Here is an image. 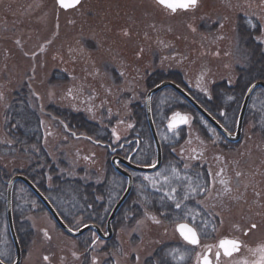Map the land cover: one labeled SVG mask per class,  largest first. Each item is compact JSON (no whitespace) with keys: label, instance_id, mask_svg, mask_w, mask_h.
Instances as JSON below:
<instances>
[{"label":"rangeland","instance_id":"374dc122","mask_svg":"<svg viewBox=\"0 0 264 264\" xmlns=\"http://www.w3.org/2000/svg\"><path fill=\"white\" fill-rule=\"evenodd\" d=\"M241 18L262 25L257 41L264 49V0H199L191 11L175 15L155 0H82L69 11L56 0H0V171L12 178L33 165L31 157L2 149L14 145L5 128L6 112L24 92L59 175L102 184L112 155L121 148L120 134L113 132L109 144L94 143L69 134L46 110L54 106L83 113L101 127L113 131L118 126L119 132L132 121L133 106L145 104L146 79L158 71L182 73L189 90L210 98L217 83L231 86L236 68L250 62L238 39ZM57 73L64 74L63 81L52 82ZM227 144L215 130L211 141L192 130L174 151L185 170L200 165L210 177L208 193L198 203L215 230L197 248L180 238L175 225L144 209L139 218L131 212L119 216L109 243L93 236L97 243L84 256L47 211L34 207L23 221L34 236L22 264H146L164 245L176 247L179 262L187 250L189 264H198L206 246L215 253L223 239L241 240L244 246L221 264H259L264 255L259 251L264 247V138L254 122L246 121L241 143ZM84 224L78 217L73 226ZM252 224L257 227L251 229ZM0 256L8 263L16 257L7 216Z\"/></svg>","mask_w":264,"mask_h":264},{"label":"trees","instance_id":"16d2710c","mask_svg":"<svg viewBox=\"0 0 264 264\" xmlns=\"http://www.w3.org/2000/svg\"><path fill=\"white\" fill-rule=\"evenodd\" d=\"M237 32L240 45L249 51L250 62L245 67L236 68V76L231 86L224 81L217 83L211 97L208 98L190 91L182 73L158 71L150 74L146 79L148 89L154 88L163 81L175 82L188 90L212 116L225 128L231 130L249 87L254 82L264 81V49L257 41L263 33L262 25L256 20L241 18L237 24ZM63 76L64 74L57 73L51 81H63L61 80ZM26 97L24 92L18 93L6 112L5 128L14 141V145L2 147V149L12 154L20 153L32 158L33 165L28 167L23 175L35 184L68 225L74 224L78 217H82L87 223L104 225L111 209L127 187L126 179L119 175L110 164L106 167L105 181L100 185L87 184L81 180H69L60 176L45 150L40 119L30 108ZM132 111L133 117L130 124L126 125L124 130L117 132L118 126H114L113 131L110 128L101 127L91 122L83 113H75L54 106L46 110L50 117L58 120L73 136L84 135L98 143L109 144L113 132L119 133L117 143L121 147L124 146L122 153L127 150L129 155H132L137 150L133 162L137 165H151L156 161V149L146 108L144 104L138 103L133 106ZM175 113L189 114L191 116L189 125L178 130H169L167 124ZM153 117L163 148L162 168L154 174H134L133 193L119 216L131 212L139 218L143 216L145 209L161 217L166 225L176 226L184 222L193 224L191 217L185 216L188 209H193L200 213L195 226L201 233V238L206 240L213 232L212 220L198 202L209 190L210 177L207 168L197 165L191 170H185L174 151L190 138L191 130H198L207 141L212 140L213 130L179 94L171 89L163 91L154 99ZM246 121L254 122L264 138V90L259 89L254 94ZM227 146L230 145L227 144ZM173 169L178 170L181 176L191 177L190 181L172 179L171 185L177 187V199L184 195V185L190 183L196 188L191 198L181 201L180 209L175 208L174 201L164 195L169 190L168 185L164 186L163 191H158L152 186L151 181L144 179L145 176H149L162 183V175L167 174L171 177ZM157 173L162 174L161 177H157ZM10 179L9 174L0 171V232L6 222V196ZM159 186L158 184L157 187ZM34 207L39 208L41 213L46 211L24 184H17L13 195V212L17 234L25 251L31 246L34 234L29 224L23 221L28 214L34 213L32 210ZM203 222H207V227H204ZM176 250L174 245H164L146 261V264H189L191 254L187 253V250H182V254L187 255L179 262Z\"/></svg>","mask_w":264,"mask_h":264},{"label":"water","instance_id":"95a60500","mask_svg":"<svg viewBox=\"0 0 264 264\" xmlns=\"http://www.w3.org/2000/svg\"><path fill=\"white\" fill-rule=\"evenodd\" d=\"M155 1L158 3V0H155ZM81 2H82V0H80V4H81ZM80 4L76 5L75 7H70V8H62L60 6L59 7L66 10V11H69L71 9L77 8ZM159 5L162 6L161 4H159ZM162 7L165 8L166 10L172 12V13H176L178 11H187V10H183V9H177L175 12H173L172 10L167 8L166 6H162ZM168 88H171L174 91H176L178 94H180L212 127H214L230 143H239L243 137L244 122H245L246 114H247L251 99H252L254 93L258 89L264 90V81H258L256 83H254L249 88V90L247 91L245 98H244L242 108H241V112L239 115L237 130H236V133H234V134L228 132L211 114H209L188 92H186L178 84L171 82V81H165V82L159 84L158 86H156L155 88H153L152 90H150L147 94V97H146V110H147V117H148V123L150 126L151 134H152V137H153V140H154V143L156 146V150H157V162L155 164L156 166L155 167L138 166V165H135L131 162V158H129L127 160V159L120 157V156H115L112 159L113 167L115 168V170L120 175H122L123 177H125L128 180V186H127L125 193L123 194L121 199L118 201V203L116 204V206L114 207V209L110 215V218H109L108 224H107V231H108L107 235H104L103 231L96 225H87V226H85L82 229L77 230V231L71 230L63 222V220L61 219V217L59 216V214L57 213L55 208L51 205V203L46 199V197L37 189V187L27 177H25L24 175L14 176L8 185V192H7L8 228H9V232H10V235H11V238H12L15 250H16V260H15L14 264H22V261H23V251H22L21 245L19 243V239H18L16 230H15V224H14V219H13V191H14L15 185L19 182L24 183L36 195V197L39 199V201L47 209L49 214L53 217L56 224L67 235H69L73 238H79L80 236H82L84 233H86L88 231H94L102 239L107 240V241L111 240V238L113 237V223L115 221V218L118 215V213L120 212V210L122 209V207L124 206V204L130 198L132 191H133V188H134V180H133V176L131 174V171L132 172H138V173L151 174V173L157 172L163 164V150H162L161 142H160V139H159L156 127H155V123L153 120L152 101H153V98L158 93H160L163 90L168 89ZM181 115H184V114H181ZM185 116H187V115H185ZM184 125H186V124H178L177 128L182 127ZM176 230H177V228H176ZM177 232H178V230H177ZM178 234H179V232H178ZM242 245L243 244L241 243L240 250L238 252L234 253L232 256L237 255L241 252ZM192 246H194V245H192ZM197 246L198 245H195L194 247H197ZM220 251H221V255H222L223 251L222 250H220ZM225 257H227V256H225ZM210 258H211V256H210ZM227 258H230V257H227ZM0 264H6V263H4L3 261L0 260Z\"/></svg>","mask_w":264,"mask_h":264},{"label":"snow or ice","instance_id":"6c2138e0","mask_svg":"<svg viewBox=\"0 0 264 264\" xmlns=\"http://www.w3.org/2000/svg\"><path fill=\"white\" fill-rule=\"evenodd\" d=\"M57 3L62 8H70L75 7L76 5L80 4V0H57ZM158 3L162 6H166L173 12H175L177 9H183L188 10L190 8H195L197 6L198 0H158ZM190 117L181 115L180 113H175L173 117L171 118V122L169 123L168 127L170 129H176L178 124H187L190 121ZM151 167H155V164H151ZM187 168L188 166L185 165ZM162 174L157 173V177H161ZM239 175V173H237ZM145 180H149L152 183V186L154 188H157L158 191H163L164 186L168 185L169 190L164 193V195L174 201L175 208L180 209L182 207V200H187L191 198L192 194L196 192V188L192 187L191 184H187L183 186L184 189V195H182L179 199L176 197L177 193V187L172 186L171 182L172 179L180 180V181H190L191 177L184 175L181 176L178 170L173 169L172 170V176L170 177L167 174L162 175V183L149 176L144 177ZM221 183H226L224 180H221ZM160 185L157 187V185ZM228 189H226L227 191ZM204 191L206 192L207 189L205 188ZM186 207V205H185ZM186 217H191V220L193 221V224H189L187 222L184 223H178L177 224V230L180 234V236L190 245H199L200 244V235L201 233L197 231V227L195 226V221L198 216H200V213L193 210L188 209V211L185 213ZM155 219V218H153ZM159 223V221H156ZM204 227H207V222H203ZM257 227L256 224L251 225V229H255ZM215 228L213 227V231ZM247 234V233H245ZM207 235V233H205ZM241 247V242L235 239H223L219 242L217 248L218 250L215 252V264H219L221 251H223V255L227 257H231L234 253L238 252ZM259 251L261 253H264V247L260 248ZM212 254V246H206V252L205 254L199 258L198 264H214L213 259L210 258ZM47 259V257H45ZM184 257L180 256V260H183ZM259 264H264V255L261 256V260L259 261Z\"/></svg>","mask_w":264,"mask_h":264},{"label":"flooded vegetation","instance_id":"af4514ba","mask_svg":"<svg viewBox=\"0 0 264 264\" xmlns=\"http://www.w3.org/2000/svg\"><path fill=\"white\" fill-rule=\"evenodd\" d=\"M86 223L83 225L85 226ZM100 229L103 230V232H105V234L107 235V230H106V227H107V222L105 225H98L96 224ZM83 226L81 227H74L73 224L72 225H69L70 228L74 229V230H77V229H80L82 228ZM31 228V227H30ZM32 229V228H31ZM113 229H114V233H113V237H114V234H115V225L113 226ZM248 233V231L246 232ZM93 236H96L97 240H100V241H103L101 238H99V236L97 235V233L93 232V231H88L86 233H84V235L81 236V238H78V239H75L76 242H77V246H78V249L80 251H83L84 252V256L89 254L91 251H92V248L96 245L97 242H95L92 238ZM113 238H111V240L107 241L106 243H109L110 241H112ZM105 242V241H103ZM225 260H229V259H226L225 257H221L220 258V261H219V264H221L223 261ZM261 259L258 258V262L260 261Z\"/></svg>","mask_w":264,"mask_h":264},{"label":"bare ground","instance_id":"6f19581e","mask_svg":"<svg viewBox=\"0 0 264 264\" xmlns=\"http://www.w3.org/2000/svg\"><path fill=\"white\" fill-rule=\"evenodd\" d=\"M240 112H241V110L239 109V111H238V117H239V115H240ZM248 112V111H247ZM42 129V128H41ZM43 132V131H42ZM44 136V135H43ZM222 139H224V140H226V138L225 137H223L222 135H219ZM108 224V223H107ZM84 235V234H83ZM79 238H81V236L79 237ZM76 239H78V238H76Z\"/></svg>","mask_w":264,"mask_h":264}]
</instances>
